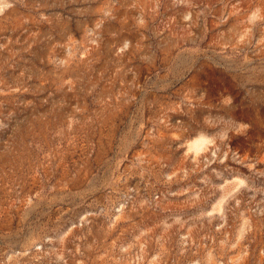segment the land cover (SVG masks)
Segmentation results:
<instances>
[{
  "label": "rangeland",
  "instance_id": "1",
  "mask_svg": "<svg viewBox=\"0 0 264 264\" xmlns=\"http://www.w3.org/2000/svg\"><path fill=\"white\" fill-rule=\"evenodd\" d=\"M0 264H264V0H0Z\"/></svg>",
  "mask_w": 264,
  "mask_h": 264
}]
</instances>
